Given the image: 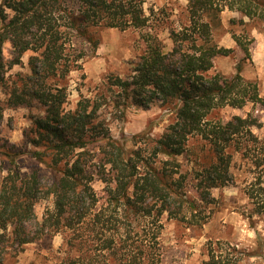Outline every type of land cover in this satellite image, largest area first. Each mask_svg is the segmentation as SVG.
Wrapping results in <instances>:
<instances>
[{"label":"trees","instance_id":"1","mask_svg":"<svg viewBox=\"0 0 264 264\" xmlns=\"http://www.w3.org/2000/svg\"><path fill=\"white\" fill-rule=\"evenodd\" d=\"M145 1L0 0V87L7 88L11 106L43 109L29 131L32 148L18 153L15 146L2 150L0 145L6 165L0 176V243L13 239L24 246L68 231L66 246L78 255L66 264H164L158 236L163 215L200 223L189 183L200 201L214 203L212 191L233 183L239 161L255 177L246 191L255 213L264 211V138L253 132L261 122L252 114L220 115L248 104L264 108V97L256 81L243 77L241 64L233 76L212 74L215 60L233 53L213 37L222 13L237 12L240 25L247 26L246 18L264 31V0H187L185 22L170 30L169 51L147 30ZM130 28L147 30L145 50L131 73L110 75L91 96L80 93L71 108L68 77L97 51L98 31ZM234 39L249 57L252 39ZM6 43L14 53L9 62ZM30 51L35 54L31 73L20 85L8 86V69ZM153 105L170 118L160 137L142 133L117 140L111 135L108 119L123 116L129 107ZM3 118L0 102V123ZM23 155L45 165L51 179L45 180L41 170L22 173L18 159ZM181 159L188 170H181ZM97 181L105 185L104 198L95 190ZM44 199L52 206L37 220L35 207ZM207 258L206 264L253 259L264 264L261 251L220 241L209 244Z\"/></svg>","mask_w":264,"mask_h":264},{"label":"rangeland","instance_id":"2","mask_svg":"<svg viewBox=\"0 0 264 264\" xmlns=\"http://www.w3.org/2000/svg\"><path fill=\"white\" fill-rule=\"evenodd\" d=\"M187 0H146L144 11L149 17L150 30L162 41L165 51L172 48L170 30L180 28L185 22ZM232 19L237 22L231 23ZM242 17L239 13L226 9L221 15V26L213 30L214 40L219 46L232 49L228 57H218L215 60L212 74L220 73L227 77L236 73L238 64L243 66L242 75L246 80L256 81L260 95L264 97V31L253 23L242 26L238 22ZM147 30L130 28L125 31L119 29H101L97 33L100 41L97 51L91 57L81 62V68L71 72L68 77V93L70 107L74 108L79 95L91 96L94 89L100 88L110 75L126 77L131 73L133 64L145 50L143 35ZM234 35L252 39L250 56L246 57L237 45ZM6 62L14 58L10 43L4 46ZM34 52H27L21 63L8 69L5 82L8 86L20 85L22 77L31 73L29 60ZM19 87V86H18ZM7 89V88H5ZM4 88L0 87V102L4 107V118L0 123V145L2 150L8 146H15L16 151L25 152L32 148L28 143L29 131L33 125V118L43 113V109L36 105L13 107L9 104V97ZM252 114L257 117L261 126L254 127L253 132L261 139L264 138V108L257 104H248L243 109L226 108L220 112L225 118L233 116L247 117ZM170 121L169 115L158 105L149 109L129 107L121 117L108 119L111 135L117 140H129L135 135L148 133L158 138L165 131ZM131 143L128 142V146ZM181 170L190 168L186 160L181 159ZM22 173H32L41 170L45 180L51 179V171L43 164L27 155L18 159ZM6 165L0 158V176L5 174ZM234 181L228 186L212 191L214 203L199 200L198 194L189 183V194L195 198L198 211L202 214L200 223L192 225L188 222L169 218L164 214L161 218L159 236L160 250L164 264H206L207 248L210 243L222 242L238 246L250 251L258 250L264 254V211L255 213V206L248 198L247 187L255 177L248 172L241 161L233 169ZM95 190L100 198L105 197V185L95 182ZM50 200H41L35 207L37 220H41L46 210L51 208ZM34 225L31 226L32 230ZM3 230H0V236ZM70 233L45 234L34 242L19 246L10 239L0 243V264H66L70 258L78 253L66 246ZM248 264H260L256 259Z\"/></svg>","mask_w":264,"mask_h":264}]
</instances>
